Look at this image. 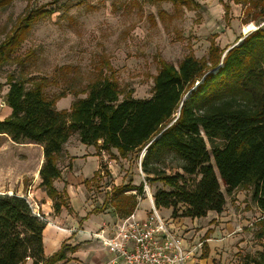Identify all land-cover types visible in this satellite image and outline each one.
Segmentation results:
<instances>
[{
	"label": "trees",
	"instance_id": "16d2710c",
	"mask_svg": "<svg viewBox=\"0 0 264 264\" xmlns=\"http://www.w3.org/2000/svg\"><path fill=\"white\" fill-rule=\"evenodd\" d=\"M13 1L0 0V9ZM155 1L197 6L195 0ZM233 1L248 6L247 15L257 29L237 37L230 47L211 42L206 57L187 55L177 67L157 60L150 98L136 99L121 88L105 57L85 89L70 90L75 99L69 110L56 106L64 93L53 98L44 94L43 80L9 74L0 83V93L7 87L3 103L11 111L0 120V136L42 148L40 186L55 214L68 207L65 192H58L54 182L61 178L59 158L75 135L81 145L94 147L96 156L104 152L114 160L139 161L145 149L143 181L149 188L160 185L152 192L153 205L156 210L171 209L173 219L219 214L226 196L238 190L251 191L264 216V0ZM224 11L228 16L230 7ZM52 13L45 6L29 8L16 19L0 42V67L13 60L33 26ZM102 170L99 166L84 184L99 178ZM128 180L106 192L101 207L91 212L110 208L119 218L134 212L144 197V182L135 186ZM41 217L24 198L0 194V264H56L66 259L69 249L63 245L45 257L46 222ZM259 222L261 250L242 255L239 264H264V220ZM202 250L207 251L205 244Z\"/></svg>",
	"mask_w": 264,
	"mask_h": 264
},
{
	"label": "rangeland",
	"instance_id": "374dc122",
	"mask_svg": "<svg viewBox=\"0 0 264 264\" xmlns=\"http://www.w3.org/2000/svg\"><path fill=\"white\" fill-rule=\"evenodd\" d=\"M195 1L197 6L187 9L155 0H14L0 9V42L27 9L45 6L53 13L33 26L13 60L0 67V83L4 84L9 74L16 78L43 80L44 94L53 98L64 93L65 97L58 100L56 106L59 110H69L75 99L70 90L85 89L95 79L100 61L105 57L121 88L131 91L136 99L150 98L153 77L158 70L157 60H165L177 67L187 55L197 59L206 57L211 42L220 48L230 47L237 37L257 28L247 15L248 6L243 3H234L233 0ZM226 5L230 7L228 16L224 11ZM6 91L4 85L0 93V113ZM68 148L75 157L70 158L68 151L63 150L59 168L65 177L59 179V185L69 176L68 168L79 170L91 166L80 160L74 163L72 159H82L86 157L85 153L91 152L96 156V149L92 146L85 149L75 135L69 139ZM42 153L38 145L15 144L8 137L0 136V194L8 191L26 193L38 178L37 169L43 164H39ZM98 157L99 166H103L107 173L102 170L96 180L88 184L81 182L89 205L101 206L104 194L109 192L107 188L112 186L113 176L117 174V185L128 179L135 186L144 182L139 161L134 157L114 160L104 152ZM157 186L160 185L147 186L151 197ZM144 197L148 199L145 192ZM23 198L32 206L28 196ZM64 201L69 207L67 195ZM226 203L230 210L239 214V230L230 237L225 262L237 264L242 255L248 250L252 252L263 242L256 238V233L260 229L259 220H264V216L261 217L252 201L251 191H235L226 196ZM217 223L223 224L222 221ZM166 226L178 235L169 225ZM199 253L201 250L197 251ZM194 258V264H198V257Z\"/></svg>",
	"mask_w": 264,
	"mask_h": 264
},
{
	"label": "crops",
	"instance_id": "0c3cea01",
	"mask_svg": "<svg viewBox=\"0 0 264 264\" xmlns=\"http://www.w3.org/2000/svg\"><path fill=\"white\" fill-rule=\"evenodd\" d=\"M10 112V109L4 105L0 113L2 115L0 120L8 117ZM81 146L85 149L90 148L84 145ZM64 150L68 151L70 158L75 157L68 148V144L65 145ZM84 155L86 157L72 159V162L75 163V161L80 160L91 165L90 167H82L79 170L75 167L68 168L69 176L64 178L65 182L60 184L61 188L58 184L59 179L54 182L56 190L65 192L69 197L70 211L62 208L59 213H54L53 202L48 198L46 192L39 187L41 183L39 177L40 166L37 169L38 178L32 182L31 188L29 187L30 189H27L26 193L19 191V194H15L22 198L28 196L32 202V211L38 215H43V220L46 222V227L42 234L45 257H50L56 253L62 245L69 249L66 253V259L56 264H103L112 258L103 243L90 234L99 232L103 236L109 237L114 231L119 217L110 208L99 212H91L94 208L98 209L101 206L89 205V201L86 198V190L84 185H81V182L83 183L85 180L92 178L94 172L99 168L100 159L93 152L85 153ZM41 157L40 165L43 163V153ZM78 176L81 177V180H78ZM63 177H65L64 172H61V178ZM113 177L114 182H112L110 188H107L108 191L113 186H117L116 178L118 174ZM6 194L13 195L10 191L6 192ZM134 212L139 220L148 218L152 212L149 200L145 199V197L139 198ZM157 212L165 223L182 238L184 249L191 252L187 264H194V257H198L199 260L196 262L198 264H230L225 262V258L229 253L230 237L239 230L237 225L239 214L230 210L227 203L221 213L209 212L204 218L173 219L171 218V209H160ZM223 215H229L230 217L223 218ZM217 221H222L223 224H218ZM203 244L207 246V252L202 250ZM240 247H242L241 244ZM198 250H201V254H197ZM260 250L261 248L256 246L252 249V252L248 250L247 253H255ZM203 253L206 254L205 258L201 257ZM25 264H32V262L27 260ZM115 264L124 263L117 261Z\"/></svg>",
	"mask_w": 264,
	"mask_h": 264
},
{
	"label": "built area",
	"instance_id": "2783aa9c",
	"mask_svg": "<svg viewBox=\"0 0 264 264\" xmlns=\"http://www.w3.org/2000/svg\"><path fill=\"white\" fill-rule=\"evenodd\" d=\"M144 192L152 208L148 218L139 220L132 212L119 218L109 237L99 232L90 234L99 239L112 256L103 264H115L117 261L124 264H187L191 252L184 249L182 238L171 232L159 216L145 182Z\"/></svg>",
	"mask_w": 264,
	"mask_h": 264
},
{
	"label": "water",
	"instance_id": "95a60500",
	"mask_svg": "<svg viewBox=\"0 0 264 264\" xmlns=\"http://www.w3.org/2000/svg\"><path fill=\"white\" fill-rule=\"evenodd\" d=\"M255 29H257V28H255ZM255 29H254V30H255ZM254 30H252V31H254ZM250 32H251V31H250ZM245 36H246V34H245ZM245 36H243V37H245ZM241 41H242V39L239 40L237 44H239ZM237 44H235V45H237ZM225 53H226V52H225ZM223 57H224V55H223ZM145 152H146V150L144 149L143 152H142L141 155H140V159H139V168H140V165H141V161H142V159H143V157H144V155H145ZM140 171H141V170H140Z\"/></svg>",
	"mask_w": 264,
	"mask_h": 264
}]
</instances>
